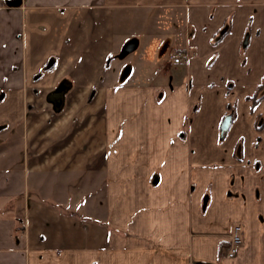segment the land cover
<instances>
[{"label": "crops", "instance_id": "crops-1", "mask_svg": "<svg viewBox=\"0 0 264 264\" xmlns=\"http://www.w3.org/2000/svg\"><path fill=\"white\" fill-rule=\"evenodd\" d=\"M263 83L264 0H0V264H264Z\"/></svg>", "mask_w": 264, "mask_h": 264}, {"label": "built area", "instance_id": "built-area-1", "mask_svg": "<svg viewBox=\"0 0 264 264\" xmlns=\"http://www.w3.org/2000/svg\"><path fill=\"white\" fill-rule=\"evenodd\" d=\"M172 59L175 63H179L181 62L183 57L181 54H176L172 57ZM243 243H244L243 228L241 225H235L231 232L230 239L226 247V258L228 259L236 258L240 249L243 246Z\"/></svg>", "mask_w": 264, "mask_h": 264}, {"label": "trees", "instance_id": "trees-1", "mask_svg": "<svg viewBox=\"0 0 264 264\" xmlns=\"http://www.w3.org/2000/svg\"><path fill=\"white\" fill-rule=\"evenodd\" d=\"M222 38V36H221ZM263 87H264V83L258 87L255 95L252 97L251 101H252V105L253 106H256L257 104H259L261 101L264 100V94L261 93V91L263 90ZM235 118V110L232 108V107H229V112L225 115V117L223 118V121H222V126L225 122V120H229L230 122V125L232 123V121L234 120ZM222 126H221V138L220 140L223 141L226 136H227V132L229 129H227L223 134H222ZM261 127L260 126H257V129H260Z\"/></svg>", "mask_w": 264, "mask_h": 264}, {"label": "water", "instance_id": "water-1", "mask_svg": "<svg viewBox=\"0 0 264 264\" xmlns=\"http://www.w3.org/2000/svg\"><path fill=\"white\" fill-rule=\"evenodd\" d=\"M138 46V41L137 40H131L129 41L122 49V52L120 53V58H125L129 53L133 52L136 50ZM230 122L229 120H225L223 126H222V134L230 128Z\"/></svg>", "mask_w": 264, "mask_h": 264}, {"label": "rangeland", "instance_id": "rangeland-1", "mask_svg": "<svg viewBox=\"0 0 264 264\" xmlns=\"http://www.w3.org/2000/svg\"><path fill=\"white\" fill-rule=\"evenodd\" d=\"M166 47H167V44H166ZM166 47H165V48H166ZM139 51H140V50H139ZM139 51H137V52H135V53H138ZM135 53L133 52V55H136ZM164 54H165V53H164ZM118 55L120 56V53H119ZM118 55H117V56H118ZM131 57H132V54H130V56L128 55L126 59H130ZM126 59H124V60H126ZM127 61H128V60H127ZM222 121H223V120H222ZM221 126H222V123H221Z\"/></svg>", "mask_w": 264, "mask_h": 264}, {"label": "flooded vegetation", "instance_id": "flooded-vegetation-1", "mask_svg": "<svg viewBox=\"0 0 264 264\" xmlns=\"http://www.w3.org/2000/svg\"><path fill=\"white\" fill-rule=\"evenodd\" d=\"M262 102V101H261ZM233 122V121H232ZM221 130V129H220Z\"/></svg>", "mask_w": 264, "mask_h": 264}]
</instances>
